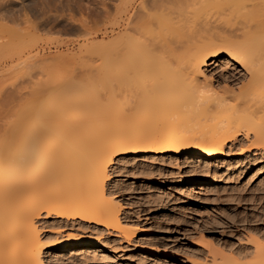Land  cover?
<instances>
[{"label":"bare ground","instance_id":"6f19581e","mask_svg":"<svg viewBox=\"0 0 264 264\" xmlns=\"http://www.w3.org/2000/svg\"><path fill=\"white\" fill-rule=\"evenodd\" d=\"M122 1L117 5L114 1L118 33L112 36L113 41L98 47L93 44L99 59L104 60L95 76L88 75L76 83L59 78L50 84L59 89L57 98L47 92L41 101L36 96V101L31 99L32 106H20V111L14 112L17 117L13 113L14 117L9 118V123L16 118L11 128L3 125L4 133L6 129L9 133L0 136V264H45L44 251L55 261L56 251L89 243L65 240L55 245L43 244L36 226L43 214L78 221L94 231L112 232L131 240L134 232L123 223L120 204L106 189L108 169L116 158L182 155L216 161L229 152L225 148L239 135L252 138L247 147L264 151V0H248L250 3L243 5L241 11L247 14H243L245 18L241 15L244 19L250 16L248 21L241 17L235 23L221 18L216 24L219 19L212 22L215 16L212 21L209 17L212 23H201L199 28L189 23L183 26L187 22L178 18L181 12L174 9V0L165 4L163 0H146L165 5V12L162 7L157 11L154 2L155 6L149 9L152 13L141 12L146 13V18L139 11L135 10L137 15L132 13L136 0ZM165 8H173L171 14H163L167 13ZM259 8L262 13H258ZM152 14L160 19L152 20ZM163 15L166 19H162ZM251 15L258 17L254 18L256 22ZM196 21L201 22L192 23ZM184 27L190 32L187 36ZM158 28H164L166 36L163 31L161 36ZM173 28H180L182 35L177 36L176 31L175 36ZM220 56L241 66L246 78V83L237 89L221 88L222 94L207 79L199 81L204 75L203 67ZM12 108L17 110L14 105ZM246 240L252 252L245 249V254L253 253V257L246 254L251 259L246 263L242 262L244 253L243 257L242 253L232 254L241 255V261L237 256L218 252L219 255V249L202 234L197 242L209 253L204 264H264V236L250 235Z\"/></svg>","mask_w":264,"mask_h":264},{"label":"rangeland","instance_id":"374dc122","mask_svg":"<svg viewBox=\"0 0 264 264\" xmlns=\"http://www.w3.org/2000/svg\"><path fill=\"white\" fill-rule=\"evenodd\" d=\"M114 1L117 5L122 0H0V128L3 125L5 128L8 126L7 129L11 128V123L14 124L16 118L11 123L9 118H13L14 115L17 117L18 114L15 113L20 111V106L29 107L32 98L35 99L37 96L36 98L41 101L40 97L44 98L47 93L57 98L59 89L52 85L59 78L76 83L89 77L88 75L95 76L103 63L97 55L96 47L93 46L108 45L116 36V31L118 33ZM145 1L133 2L132 13L136 14L135 10L139 13L143 10L148 12L150 6H155V1H152L153 3ZM214 1L174 0L172 5L181 12L180 17L177 11L175 16L186 20L187 23L183 26L193 24L192 27L199 28L203 26L201 23L208 24L215 16L217 18L215 17L212 22L219 19L216 20V24L221 18L222 21L227 18L228 21L233 20L235 23L237 20H234L237 18L240 20L242 17L243 20L247 14L242 12L243 5L250 3L248 0H236L234 3L232 0ZM145 3L149 4V7ZM204 3L206 4L203 5ZM155 4L158 6L155 8L157 11L163 8L162 11L165 12V5L161 3L159 6L156 2ZM140 5H143L142 10ZM260 8L259 11L255 10L256 15L257 11L261 12ZM172 9L169 8L167 13L163 14H171ZM191 9L195 10V13ZM150 12L151 10L148 13ZM145 14H142L143 18ZM241 14H244V18ZM136 15L134 19L137 18ZM154 15H150L152 20L160 19V16L157 18ZM249 17L244 20L248 21ZM251 17L256 22L258 17L253 15ZM191 19L201 20L196 21L200 26H197L196 22L192 23L195 20L190 22ZM111 22H114V27ZM185 27L184 32L187 30ZM175 28L171 30L173 34L177 31H174ZM163 30L161 28L158 33L161 35ZM178 31L177 36H180L182 31ZM163 32L162 35H165V31ZM189 33L186 32L185 36ZM89 45L94 51L90 50ZM56 57L57 61L60 58L59 63ZM202 72L204 75L199 77V81L205 82L207 79L206 82L218 93L223 87L237 89L246 83L242 67L225 56L209 60ZM36 85L35 89L32 88ZM23 95L25 99H21ZM9 104H12L11 107ZM13 105L17 110L12 108ZM2 117H6L4 119L8 121ZM7 129L6 135L9 133ZM0 131H3V134L0 132V136L3 137L4 127ZM237 138L225 148V152H229L216 161L186 158L182 155H178L177 158L176 156L116 158L108 169L106 189L120 204V217L123 223L134 232L131 240L126 241L123 236H116L114 233L113 235L112 232L94 231L87 224L78 221L66 220L55 215L45 217L43 215L46 214H43L36 222L43 237V244L55 245L65 240L89 242L76 245L73 249L56 251L58 258H55V261L49 258V252L46 255L44 251L45 264H195V261L204 264L209 253L197 242L199 234L209 238L212 245L219 249L216 252H221L222 256L229 257L233 253H242L243 257V253L250 251V244L246 239L250 235L264 236V151L247 147L252 138L248 140L243 135ZM198 186L201 187L197 188ZM246 254L244 259L249 256ZM234 255L232 256L238 257ZM240 256L238 259L241 261ZM250 256L253 257V253ZM243 260L242 262L246 263L249 259Z\"/></svg>","mask_w":264,"mask_h":264}]
</instances>
